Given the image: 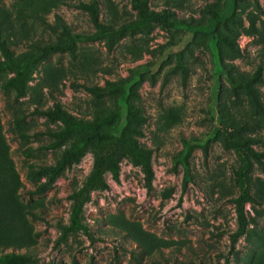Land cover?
Returning a JSON list of instances; mask_svg holds the SVG:
<instances>
[{"label": "rangeland", "instance_id": "obj_1", "mask_svg": "<svg viewBox=\"0 0 264 264\" xmlns=\"http://www.w3.org/2000/svg\"><path fill=\"white\" fill-rule=\"evenodd\" d=\"M93 2L112 31L135 18L129 0H0V40L13 62L31 60L23 94L3 88L15 71L0 69V254L28 253L26 264H264V0H147L182 23L69 44L63 31L95 32L77 8ZM54 106L85 127L36 114ZM126 141L150 151V190ZM74 146L75 162L52 181L38 175ZM104 153L118 182L105 170L108 188L92 190L78 216L86 234L67 230L69 197ZM242 156L253 201L231 247Z\"/></svg>", "mask_w": 264, "mask_h": 264}, {"label": "trees", "instance_id": "obj_2", "mask_svg": "<svg viewBox=\"0 0 264 264\" xmlns=\"http://www.w3.org/2000/svg\"><path fill=\"white\" fill-rule=\"evenodd\" d=\"M231 3L236 2H244L246 0H227ZM255 7H257L256 0H252ZM130 8L134 11L135 18L133 21L129 22L121 26L119 29L114 31L110 30L107 27H104L98 20L97 15V8L96 4L93 2L90 5L79 3L77 8L81 11H84L88 14L89 22L91 26L95 29V32L90 35L85 36H78V35H71L63 31V34L68 37L69 44H72L74 41H95L100 37L107 35L108 33H113L115 36H121L125 32H132V31H140V30H149L151 27L157 26L163 30H169L177 27L182 23L181 20L176 19L173 15L169 14L168 12L161 10V11H153L148 8L147 0H129ZM207 13L209 14L210 23L216 24L221 23L225 26V21L222 19L221 14L217 10H208ZM233 21V20H232ZM234 32V37L237 36L236 31ZM47 48H43L42 52L45 53ZM0 53L3 56V61H0V69L2 68H11L15 71V76L13 79L6 81L3 85V88L10 87L15 89L19 94H23V80L27 78V67L28 64L31 62L30 59H24L21 64L15 63L11 60L10 55L11 51L5 46L4 41L0 40ZM234 56H238L237 52L234 53ZM140 67H137V70ZM176 68L178 69L180 74H185L186 67L184 65V61L182 60L181 56L179 55L176 58ZM255 79L260 81L259 79V70L255 72ZM82 88L89 94L93 96H98L100 93V89L82 86ZM36 114L43 115L46 117H50L52 121H57L61 123L66 129H77L83 128L85 125L80 123H73L71 118L65 115L57 106L53 107V111L43 112V111H36ZM53 137H56L55 134H51ZM229 141V140H228ZM234 151L241 155L242 149L253 157L255 154L252 150L248 149L244 144L239 142H232L230 141ZM126 145L132 155V162L133 164L139 166L143 173L144 184L147 190L151 188V182L153 178L152 169L150 165V151L149 150H142L135 146L134 144L126 141ZM52 147V145H49ZM79 146H74L69 150L65 151L61 159L58 163L52 168H40L38 170V175L40 176H47L48 181H52L56 176L58 170H60L64 165H69L72 162H75L76 156L79 155ZM242 167L237 171V179L239 181V193L235 197L233 201L234 205V215H235V222L236 228L233 233L229 235V245L232 247L236 240L244 234L246 229V217L244 214V203L251 202L253 199L250 197L247 189V185L244 178V172L248 169V164L245 160V156H242ZM107 170L110 178L113 182H118V164L114 161L113 157L109 153H104L98 156L94 162V165L87 177L85 184L74 194L70 195L69 199L71 200L70 212H69V220L70 225L67 230H81L83 233L86 234V228L80 224L78 216L79 213L85 203L89 201V194L92 190H106L108 188L106 182L102 178L103 172ZM41 191L39 189H35L33 194H39ZM168 193L164 194L163 196L166 197ZM180 202V197L178 198V203ZM65 231V230H64ZM126 235L135 240V237L130 234L129 231L126 232ZM33 262L31 260V256L28 253L23 254H14L13 252L10 253H1L0 254V264L8 263V264H26Z\"/></svg>", "mask_w": 264, "mask_h": 264}]
</instances>
